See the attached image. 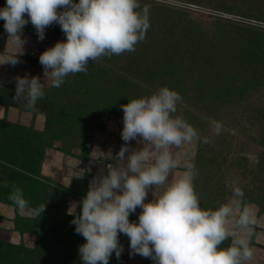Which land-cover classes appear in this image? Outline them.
<instances>
[{
    "label": "clouds",
    "instance_id": "clouds-1",
    "mask_svg": "<svg viewBox=\"0 0 264 264\" xmlns=\"http://www.w3.org/2000/svg\"><path fill=\"white\" fill-rule=\"evenodd\" d=\"M60 9V11H58ZM27 14L28 19L24 16ZM0 19L10 40L21 52L29 22L38 40L45 29L58 24L66 40L56 42L39 56L44 77L58 88L67 76L87 73L90 61L135 51L150 27L147 9L139 0H6ZM5 63H18L15 56ZM39 77L16 78L14 99L24 96L32 108L44 96ZM182 97L168 87L121 105L124 144L115 154L99 152L111 160L93 177L86 196L73 203L67 214L74 218L75 232L86 243L79 247L82 264H109L113 253L120 258L119 234L129 238V255L150 258L154 264H246L253 259L249 238L258 223L252 206L245 203L243 190L235 186L227 202L204 209L194 190L195 166L178 168L172 149L193 141L209 143L183 117L176 115ZM218 135L222 125L211 121ZM136 141L139 148H131ZM163 187L150 202L149 190ZM20 208L27 204L20 189L9 196ZM80 208L77 215L76 208ZM141 209L138 222L129 216ZM45 205L35 209L40 216ZM230 226V227H229ZM232 237L226 248L220 246Z\"/></svg>",
    "mask_w": 264,
    "mask_h": 264
},
{
    "label": "trees",
    "instance_id": "trees-1",
    "mask_svg": "<svg viewBox=\"0 0 264 264\" xmlns=\"http://www.w3.org/2000/svg\"><path fill=\"white\" fill-rule=\"evenodd\" d=\"M5 4V0H0V9L4 8ZM216 8L221 12L237 14L239 17H250L244 12H236L230 7L225 8L223 4L217 5ZM176 17L170 12L164 14L155 11L148 20L150 26L153 24V31L157 29L160 32L159 38L146 32L145 39L135 45L134 52L90 61L86 74H70L60 87L43 88L45 93L43 98L38 99L32 108L25 106L27 101L24 96L16 98L15 100L20 101L16 106L21 110L44 117L41 130L35 129L32 125L22 126L0 119V202L13 208L18 207L9 196L16 189H20L27 202L25 207L35 210L45 205V210L40 216L35 213L36 219L21 217L14 219L15 227L21 222L36 225L34 244L30 249L21 243L9 246L11 250L2 254L0 242V264H52L55 250L62 251V260L72 259L78 256L76 253L80 244L86 243L77 233L75 238L72 237L75 231L69 225L73 218L66 213V198L69 194L83 195L82 190L88 191L87 176L72 179L67 188L53 189L50 187L49 179H43L40 175L45 149L52 147L54 142L61 144L59 148L61 152L87 161L93 132L102 131L110 115L123 117L121 105H126L131 99L146 96L147 90L143 85L152 87L158 76H173V70L184 68L182 63L178 64L182 57L185 56L191 66L202 64V60L208 61V57L205 56L206 49L215 50L213 54L216 58L230 63L232 73L224 74L223 80L217 73L216 81L211 80L213 83L203 81L201 76L196 81L189 82L179 81L174 77L176 83H173L179 85V91L186 94L190 87L195 86L197 90L204 91L203 105L208 109L217 110L225 103L242 100L248 89L259 90L263 86L264 33L256 31L255 28H248L247 25L239 26L221 19L215 23L212 32H205L199 29L198 25L192 27L189 21L187 25L179 23L180 28L177 30L174 24ZM251 17L259 18L258 15ZM54 25L52 32L58 38V42H64L66 37L60 26ZM188 25L196 31H191ZM25 30L30 32L27 31L29 29ZM173 30L177 35L171 38ZM30 33L34 35L36 31ZM5 38L4 21L0 19V51ZM161 48L171 52V55L162 58V64L158 61L148 63L140 55L146 49L151 51ZM173 58L174 61L168 63ZM239 65L244 67L240 80L235 76L238 72H234ZM175 84H169V89L174 88ZM15 88L16 81H13L3 90V97L0 95V100L4 101L8 94L14 98ZM69 91L75 92V95L70 96ZM73 150L79 151L77 156ZM203 154V144L199 142L193 160L196 170L193 183L200 206L207 209L212 207L207 205L206 197L198 195L197 189L201 183L207 186L208 179L201 177L199 181L197 176L200 171L199 165L204 160ZM49 195L50 203H43ZM201 199L205 200L204 204ZM51 205L53 206L50 208ZM77 210L80 212L79 207ZM228 241L229 239H226L220 247H228Z\"/></svg>",
    "mask_w": 264,
    "mask_h": 264
},
{
    "label": "rangeland",
    "instance_id": "rangeland-1",
    "mask_svg": "<svg viewBox=\"0 0 264 264\" xmlns=\"http://www.w3.org/2000/svg\"><path fill=\"white\" fill-rule=\"evenodd\" d=\"M139 3L142 9H147L148 17L155 11L164 14L170 12L171 15L177 16L176 20H174L177 30L180 28V24L187 25L189 21L192 27L193 25H198L199 29L205 30V32H212L215 23L221 19L231 21V23L239 26L247 25L248 28H255L257 29L256 31L259 30V32L264 33V0H139ZM222 4L225 8L230 7L236 12H244L246 16L250 15V17H239L237 14L232 15L227 12H221L216 6ZM251 15H258L259 18H253ZM24 18L28 19L27 14H25ZM53 25L45 29V38L41 41L38 40L37 34L32 35L30 33L35 30L32 24L30 22L26 24L21 37L26 39V43L23 45L21 52L8 40V34L6 33L3 48L0 51V95L2 97L3 90L11 82H15L17 77H24L25 75L39 77L44 89L50 87L51 81L44 77V70L38 58L46 49L53 47L58 42V38L52 32L55 26ZM190 26L188 25L192 29L191 31H196ZM25 29H29L27 31L30 32H26ZM147 32L153 34L156 38L160 37V32L157 29L153 31L152 23ZM176 35L177 32L173 30L171 38L176 37ZM206 51L205 56L208 57H206L208 61L202 60V64L191 66L188 59L184 58V56L181 62L178 63H182L184 68L173 70V76H158L154 80L152 87L143 85L147 90L146 96L151 95L160 87H168L169 84H175L174 77L178 78L179 81L189 82L191 80L196 81L201 76L203 81L213 83L211 80L216 81L219 76L223 80L224 74L232 73L233 69L230 63L214 56L213 52L215 50L206 49ZM140 55L148 63L158 61V63L162 64V58L171 55V52L164 48L151 51L146 49ZM12 56L16 57L18 63L15 65L5 63V60ZM174 59H170L168 63H172ZM243 71L244 67L240 65L234 70V72H238V74H234L239 80L243 77ZM217 73L219 74L218 77H216ZM175 85L170 90L176 91L182 97V102L177 105L176 115L183 117L190 123L198 131L201 138H208L209 140L207 144L202 143L204 160L199 165L200 171L197 173L199 181L201 177L208 179L206 181L207 186L201 183L199 188H197L198 195L206 197L207 205L215 208L220 203L229 200L233 187L238 186L243 190L244 201L252 206V211L256 214L258 220V223L254 226L253 234L249 238L250 247L253 250V259L246 262V264H264V84L259 90L248 89L242 100L225 103L217 110L208 109L206 105H203V90H197L194 86L193 88L190 87L189 91L184 94L183 91L178 90L179 85ZM69 95L74 96L75 92L71 91ZM16 103L20 104V101L15 100L9 94L6 98L4 97V101L0 100V119L22 126L32 125L35 129L41 130L44 125V117L41 114L32 115L31 112L21 110L16 106ZM213 120L218 121L222 125L218 135L211 126V121ZM122 121L123 117L110 115L104 125V129L93 132L88 159L85 162L73 155L61 152L59 150L61 144L54 142L52 147L45 149L44 160L40 169L41 177L49 179L50 187L56 189L67 188L72 179H81L86 175L89 187L90 180L88 176L90 174L87 173V167L96 176L101 169L105 168L107 163L114 162L102 160L103 157L100 156L99 152H110L115 157V154L124 144L121 139ZM199 142L193 141L191 144H184L171 150L178 168L173 170L170 175L176 171H182L186 163L193 164ZM130 147L139 148L142 146L137 145L136 141H131ZM55 152L58 155L57 163L54 161ZM78 152L73 150L76 156ZM90 157H93L91 160H95L92 164H88ZM69 165L70 168L68 170ZM158 188L162 187L154 188L153 193ZM82 191L84 194L87 193L85 190ZM195 192L197 194V190ZM84 194L68 195L66 198V213L73 203L80 202L86 196ZM151 195L152 190H149L145 203L151 201ZM50 197L49 195L48 199H44L43 203H50ZM201 201L203 204L205 203L204 199H201ZM259 201L262 203L260 204ZM140 212L141 209L137 208L135 213L130 214L129 221L138 222ZM76 213L77 215L80 213L77 208ZM68 216L74 218L71 215ZM16 217L36 219L34 209L31 207L13 208L0 202L2 254H6L11 250L9 246L21 243L25 248L30 249L34 244V229L36 225L30 222H21L18 227H15L14 219ZM39 220L40 218L37 221ZM69 225L75 231V225ZM72 237H76V232L72 234ZM118 239L119 244L123 247V252L119 259L113 253L109 259V264H154L152 259L144 258L140 255L130 257L129 238L121 233ZM228 239L229 246L232 237ZM83 244L84 242L80 246ZM5 245L7 246L5 247ZM61 252V250L54 251L53 259L51 260L52 264H59V262L82 264L79 248L76 253L78 256L72 259L66 258L62 260L63 254Z\"/></svg>",
    "mask_w": 264,
    "mask_h": 264
},
{
    "label": "crops",
    "instance_id": "crops-1",
    "mask_svg": "<svg viewBox=\"0 0 264 264\" xmlns=\"http://www.w3.org/2000/svg\"><path fill=\"white\" fill-rule=\"evenodd\" d=\"M92 148H94V146H92ZM93 150V149H92ZM56 153V155H54V157H55V159H54V161L57 163V157H58V155H57V152H55ZM54 153V154H55ZM59 154V153H58ZM93 157H90V159H89V163L88 164H92L93 162H95V160L93 159V160H91ZM45 162V161H44ZM70 164V163H69ZM108 164V163H107ZM44 165V164H43ZM44 168V167H43ZM69 168H70V165H69V167L67 168L68 170H69ZM101 168V167H100ZM48 173L49 174H51V172H49L48 171ZM87 173H89L90 174V176H88V178H89V180H90V182L92 181V179H93V177H95V175H94V173H92V170H90V169H88V167H87ZM176 173V172H175ZM175 173H173V174H171L170 176H169V182L172 180V179H174V177H175ZM77 177H79L78 175H77ZM89 182V183H90ZM163 190V187L162 188H158L157 190H156V192H154L153 193V196L151 195V199L154 197H156L157 195H159V193L161 192ZM150 196V195H149Z\"/></svg>",
    "mask_w": 264,
    "mask_h": 264
}]
</instances>
